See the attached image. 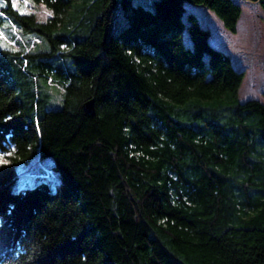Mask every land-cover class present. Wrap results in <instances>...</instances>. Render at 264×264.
Instances as JSON below:
<instances>
[{
  "label": "trees",
  "instance_id": "16d2710c",
  "mask_svg": "<svg viewBox=\"0 0 264 264\" xmlns=\"http://www.w3.org/2000/svg\"><path fill=\"white\" fill-rule=\"evenodd\" d=\"M30 1L0 0V264H264V104L188 8L240 5ZM36 155L59 182L13 189Z\"/></svg>",
  "mask_w": 264,
  "mask_h": 264
},
{
  "label": "rangeland",
  "instance_id": "374dc122",
  "mask_svg": "<svg viewBox=\"0 0 264 264\" xmlns=\"http://www.w3.org/2000/svg\"><path fill=\"white\" fill-rule=\"evenodd\" d=\"M13 1L16 7L22 5L26 11L33 12L38 20H46L51 13L41 3H33L30 0ZM235 1L241 7L235 32L226 29L218 16L206 6L189 3L188 8L196 14L202 26L209 28L211 44L227 52L235 68L243 70L244 76L238 89L239 100L254 98L259 99L264 104V10L256 1ZM0 31H2L1 28ZM15 34L17 39L21 38L18 32ZM0 38L8 41L3 33H0ZM34 40L38 41L37 38ZM59 90L60 88L54 87L52 93L57 96ZM0 160L2 162L7 161L4 157H0ZM52 162V158H40L39 155H36L28 162L20 164L18 176L12 183V188L16 189L32 184L40 178L47 180L51 186L56 185L59 178L48 167Z\"/></svg>",
  "mask_w": 264,
  "mask_h": 264
},
{
  "label": "water",
  "instance_id": "95a60500",
  "mask_svg": "<svg viewBox=\"0 0 264 264\" xmlns=\"http://www.w3.org/2000/svg\"><path fill=\"white\" fill-rule=\"evenodd\" d=\"M85 107H86L87 109H89L90 112H92V111H93V100L91 99V100L87 101V102L85 103Z\"/></svg>",
  "mask_w": 264,
  "mask_h": 264
},
{
  "label": "snow or ice",
  "instance_id": "6c2138e0",
  "mask_svg": "<svg viewBox=\"0 0 264 264\" xmlns=\"http://www.w3.org/2000/svg\"><path fill=\"white\" fill-rule=\"evenodd\" d=\"M49 15H51V13H49Z\"/></svg>",
  "mask_w": 264,
  "mask_h": 264
}]
</instances>
